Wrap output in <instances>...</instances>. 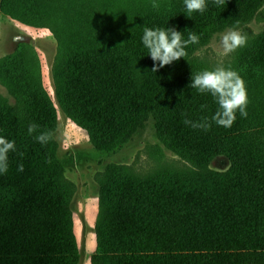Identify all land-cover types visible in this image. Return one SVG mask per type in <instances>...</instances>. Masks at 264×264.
<instances>
[{
    "label": "trees",
    "instance_id": "trees-1",
    "mask_svg": "<svg viewBox=\"0 0 264 264\" xmlns=\"http://www.w3.org/2000/svg\"><path fill=\"white\" fill-rule=\"evenodd\" d=\"M258 1L225 0L218 6L206 0L203 13H188L186 7L137 13L121 28V42L108 45L89 29L79 32L47 15L55 0H0V13L54 34L60 106L99 149H117L153 113L163 147L197 168L189 175L126 171L101 183L96 261L104 253V264H264V123H255L247 103L246 117L237 111L230 128L218 126L211 120L216 100L189 87L192 75L213 68L187 62L208 36ZM145 27H175L184 39L194 32L199 43L153 73L154 61L142 43ZM18 51L19 60L0 58V80L14 99L0 105V137L16 147L8 153L7 172L0 173V264H77L72 188L61 178L53 137L47 144L35 139L52 131L57 108L42 85L32 47ZM249 52L248 64L264 70V35ZM24 68L23 85L12 73ZM202 118L211 123L208 130L184 123ZM30 124L38 125L31 135ZM215 158L229 166L210 169Z\"/></svg>",
    "mask_w": 264,
    "mask_h": 264
},
{
    "label": "rangeland",
    "instance_id": "rangeland-1",
    "mask_svg": "<svg viewBox=\"0 0 264 264\" xmlns=\"http://www.w3.org/2000/svg\"><path fill=\"white\" fill-rule=\"evenodd\" d=\"M55 1L52 5L54 9L52 11L51 8L48 9L47 15L57 19L59 25L69 24L76 30L78 27L79 32L89 29L95 33L98 40H104L108 45H117L121 42L120 30L125 27L130 16L185 8L183 0H156L159 4L158 9L152 7L153 0ZM27 13L23 12V15L29 17ZM20 17L17 18L9 12L0 13V58L6 57L9 61L19 60L14 58V54L19 53L21 47H32L34 50L40 66L42 85L57 108L56 122L51 134L62 164L61 178L72 188L70 212L80 252L77 264H104V261L106 263L104 253L100 261L93 258L95 252L100 254L101 251L97 248L96 233L101 183L126 171L136 176L140 174L155 176L164 171H170L171 175L176 173L189 175L197 172V168L182 156L163 147L153 113H148L143 122L117 149L110 152L99 149V144L87 130L67 117L60 106L57 95L61 74L60 66L57 65L60 49L54 34L48 28L27 24ZM232 29L246 35L247 43L227 56H221L220 38ZM263 35L264 1L259 0L254 8L237 17L229 26L208 36L204 45L187 59V62L199 66L206 62L213 69L223 65L226 69L236 71L245 82L249 105L247 111L251 112L257 125L264 123V70L258 66H251L248 62L252 59L249 51ZM20 59H23L22 56ZM3 72L6 73L5 68ZM24 72L25 68L17 70L16 73L19 75L12 73L16 82L23 85ZM4 102L10 104L14 99L6 82L0 80V105ZM228 166L225 158H215L209 164V168L216 171L224 170Z\"/></svg>",
    "mask_w": 264,
    "mask_h": 264
},
{
    "label": "clouds",
    "instance_id": "clouds-1",
    "mask_svg": "<svg viewBox=\"0 0 264 264\" xmlns=\"http://www.w3.org/2000/svg\"><path fill=\"white\" fill-rule=\"evenodd\" d=\"M188 13L205 12L207 8L206 0H183ZM216 5H222L225 0H214ZM152 7L159 8L156 0H153ZM142 43L148 49L151 59L154 61L151 72L155 73L160 68L172 64L174 61L187 56L185 49L190 44L199 43V36L194 32H189L187 39H184L182 32L172 28H148L143 29ZM247 36L240 31L232 29L224 33L220 38V55L227 56L237 48L245 46ZM158 62V63H155ZM189 87L198 90L200 93H210L218 104V110L211 117L218 126L230 128L236 119V112L239 111L242 117L247 116V90L244 80L239 74L226 69L223 65L216 66L213 70H204L191 76ZM186 115V114H184ZM184 123L193 128L208 130L211 123L207 118L201 121L185 119ZM38 125L30 124L28 132L31 135L36 132ZM41 144H47L52 139L51 132H42L35 137ZM15 141H8L0 137V173L8 170V153L15 151ZM21 156L23 154L21 153ZM18 171L24 170L23 164H19Z\"/></svg>",
    "mask_w": 264,
    "mask_h": 264
}]
</instances>
